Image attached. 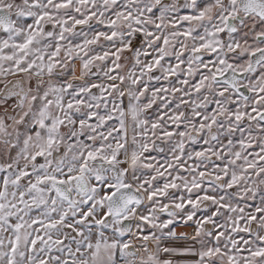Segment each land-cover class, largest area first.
<instances>
[{"label": "snow or ice", "instance_id": "1", "mask_svg": "<svg viewBox=\"0 0 264 264\" xmlns=\"http://www.w3.org/2000/svg\"><path fill=\"white\" fill-rule=\"evenodd\" d=\"M0 264H264V0H0Z\"/></svg>", "mask_w": 264, "mask_h": 264}]
</instances>
